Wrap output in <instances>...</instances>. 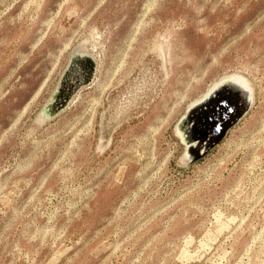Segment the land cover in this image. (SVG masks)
Returning a JSON list of instances; mask_svg holds the SVG:
<instances>
[{
  "label": "rangeland",
  "instance_id": "374dc122",
  "mask_svg": "<svg viewBox=\"0 0 264 264\" xmlns=\"http://www.w3.org/2000/svg\"><path fill=\"white\" fill-rule=\"evenodd\" d=\"M228 78L251 107L191 162ZM0 264H264V0H0Z\"/></svg>",
  "mask_w": 264,
  "mask_h": 264
},
{
  "label": "water",
  "instance_id": "95a60500",
  "mask_svg": "<svg viewBox=\"0 0 264 264\" xmlns=\"http://www.w3.org/2000/svg\"><path fill=\"white\" fill-rule=\"evenodd\" d=\"M73 54L69 70L74 68V72H78L79 69L74 66V63L79 64L81 69L86 64L91 63L93 64L92 70L88 75L78 78V81L67 95L64 97L57 95L55 101L45 107L40 115L44 121L67 107L71 98L79 89L93 81L95 61L92 55L85 51L83 45L77 47ZM230 95L244 96L248 100L235 114H232L233 111L229 110L225 102ZM252 102L253 94L251 90L244 89L234 79H223L217 86L215 85L202 100L189 108L186 116L178 124L177 128L183 132V138L187 145V153L189 154L187 158L191 162H195L205 156L215 145H218L227 136L229 130L249 111ZM184 125L188 126V130H183ZM209 134L211 136L208 139Z\"/></svg>",
  "mask_w": 264,
  "mask_h": 264
},
{
  "label": "flooded vegetation",
  "instance_id": "af4514ba",
  "mask_svg": "<svg viewBox=\"0 0 264 264\" xmlns=\"http://www.w3.org/2000/svg\"><path fill=\"white\" fill-rule=\"evenodd\" d=\"M92 67H93V64H91V63H88V64H86L85 66H84V68L83 69H79V67H77L79 70H78V72H74V68H73V70H71V71H73V73L71 74V76H72V80L74 81V82H71L70 81V83H69V89L68 90H66V91H64V94H62L61 95V97H64L65 95H67L71 90H72V88L74 87V85L76 84V81H78V78H80V77H83V76H86V75H88L89 74V72L92 70ZM241 97V104H240V107L242 108L246 103H247V98L246 97H244V96H240ZM241 108H236V109H234V111L232 112V114H235V113H237ZM183 130L184 131H186V130H188V126L187 125H184L183 126ZM211 135L209 134L208 135V139H209V137H210ZM186 137H190V136H186Z\"/></svg>",
  "mask_w": 264,
  "mask_h": 264
},
{
  "label": "bare ground",
  "instance_id": "6f19581e",
  "mask_svg": "<svg viewBox=\"0 0 264 264\" xmlns=\"http://www.w3.org/2000/svg\"><path fill=\"white\" fill-rule=\"evenodd\" d=\"M238 83V82H237ZM183 136V135H182ZM183 140H184V138H183ZM187 157H189V154L187 153Z\"/></svg>",
  "mask_w": 264,
  "mask_h": 264
}]
</instances>
